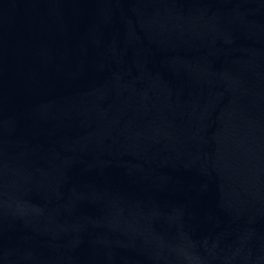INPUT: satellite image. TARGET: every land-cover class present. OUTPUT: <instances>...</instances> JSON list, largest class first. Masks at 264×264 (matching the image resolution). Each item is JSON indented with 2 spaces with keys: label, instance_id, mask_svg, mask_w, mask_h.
I'll return each instance as SVG.
<instances>
[{
  "label": "water",
  "instance_id": "95a60500",
  "mask_svg": "<svg viewBox=\"0 0 264 264\" xmlns=\"http://www.w3.org/2000/svg\"><path fill=\"white\" fill-rule=\"evenodd\" d=\"M0 264H264V0H0Z\"/></svg>",
  "mask_w": 264,
  "mask_h": 264
}]
</instances>
